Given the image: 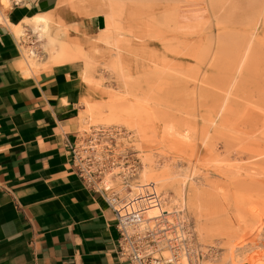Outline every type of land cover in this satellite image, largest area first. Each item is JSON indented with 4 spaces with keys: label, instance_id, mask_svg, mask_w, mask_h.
I'll use <instances>...</instances> for the list:
<instances>
[{
    "label": "rangeland",
    "instance_id": "rangeland-1",
    "mask_svg": "<svg viewBox=\"0 0 264 264\" xmlns=\"http://www.w3.org/2000/svg\"><path fill=\"white\" fill-rule=\"evenodd\" d=\"M102 1L105 28L85 44L50 22L92 61L86 75L79 61L80 149L139 165L130 184L145 170L168 198L199 192L208 235L181 200L165 208L191 221L202 264H264V0ZM38 46L33 65L53 64ZM110 183L125 192L118 175Z\"/></svg>",
    "mask_w": 264,
    "mask_h": 264
},
{
    "label": "crops",
    "instance_id": "crops-1",
    "mask_svg": "<svg viewBox=\"0 0 264 264\" xmlns=\"http://www.w3.org/2000/svg\"><path fill=\"white\" fill-rule=\"evenodd\" d=\"M8 2L0 7V264H130L117 252L112 210L72 153L86 87L80 62L40 58L31 67L22 52L39 47L26 24L39 14L85 44L105 28L104 3Z\"/></svg>",
    "mask_w": 264,
    "mask_h": 264
},
{
    "label": "built area",
    "instance_id": "built-area-1",
    "mask_svg": "<svg viewBox=\"0 0 264 264\" xmlns=\"http://www.w3.org/2000/svg\"><path fill=\"white\" fill-rule=\"evenodd\" d=\"M72 147L79 175L88 187L99 192L112 210L115 226L119 233L117 252L130 264H202L204 253L194 228L182 210L145 221V212L153 200L158 199L151 187L142 193H131V178L139 169V165H106L100 157L92 155L87 148ZM89 152L88 155L85 153ZM102 158V157H101ZM115 172V174H114ZM118 175L125 192L110 183ZM106 181L110 183L107 187ZM151 202V203H150ZM156 202V201H155ZM155 223H151L156 221ZM168 256H163V253ZM215 252V249H214ZM210 251L212 256H215Z\"/></svg>",
    "mask_w": 264,
    "mask_h": 264
},
{
    "label": "bare ground",
    "instance_id": "bare-ground-1",
    "mask_svg": "<svg viewBox=\"0 0 264 264\" xmlns=\"http://www.w3.org/2000/svg\"><path fill=\"white\" fill-rule=\"evenodd\" d=\"M8 1L9 0H0V7L7 8L9 5ZM51 19L53 18L51 17ZM27 23L30 24L29 37L31 35H34L37 41L45 42V45L49 48L48 53H50L49 54L50 56L49 55L48 56L50 57V60L53 62V64H64V63L66 64V63H74V62L76 63V61H82L84 63V75H86L87 71L89 72V68L92 66V61L89 55L84 50V48L81 45L71 44V42H68V41L65 42V41L58 39V34L54 32L55 30L53 31L54 33L51 32L50 20L47 16L43 14L36 15L33 18H30V20H27L26 24ZM13 28L14 30L12 31H14L17 36L27 35L24 28H21L20 25L14 26ZM30 48L31 47L26 46V48L23 49L22 52H23V55L25 54L24 57L25 56L27 58L29 57V61L26 58L27 59L26 62L28 63V65L32 67V66H35V64L33 65V59H34L33 57L35 56V53H34L35 51L33 52ZM115 58H118L117 55L115 56ZM111 61H112L111 63L113 66L114 61L113 60ZM117 61L118 60H115V62ZM131 109H134V106H133V103L130 102L128 104L122 105L121 110H122V113L126 116L127 113H129ZM140 174H141V177L139 178L138 183L130 184L131 191L129 192L134 193V194L136 192L142 193L146 188L151 187L155 196L158 195L159 197L158 199L152 201L153 204L150 205L147 211L145 212V218H144L145 221L153 220L154 218L161 216V213L165 211H167V214H171L176 211H179V210H174V211L168 210V208H165V207H169L172 204L177 206L179 204L178 203L179 200H181L183 204L180 203V205L182 204L184 205V207L186 206L195 215V218L197 219V222L199 223V226H198L200 227L199 231L201 233L203 232L204 235L205 233L207 234L210 231L211 226L207 224V221L205 218L206 216L204 217L205 207L203 205V200L199 192H197L195 189H189V193H187L185 187L180 185L179 188L172 190L175 193L173 194L172 197H170L168 194L169 196L168 198L167 193L160 194L161 192L157 190V180L156 179L150 180L147 174L145 173V170ZM106 184H107V181H106ZM106 186L109 187L108 185ZM122 188L125 189L124 186ZM190 188L192 187L190 186ZM154 222L156 223L157 220L151 223L153 224ZM163 256L167 257L168 253L164 252Z\"/></svg>",
    "mask_w": 264,
    "mask_h": 264
}]
</instances>
